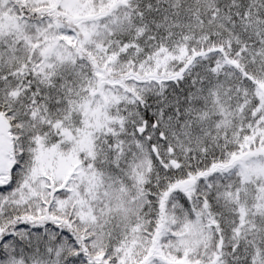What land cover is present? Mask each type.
Here are the masks:
<instances>
[{"label": "snow or ice", "instance_id": "1", "mask_svg": "<svg viewBox=\"0 0 264 264\" xmlns=\"http://www.w3.org/2000/svg\"><path fill=\"white\" fill-rule=\"evenodd\" d=\"M0 264H264V0H0Z\"/></svg>", "mask_w": 264, "mask_h": 264}]
</instances>
